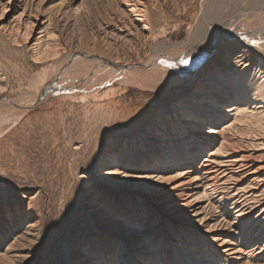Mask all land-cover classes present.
<instances>
[{
    "label": "bare ground",
    "instance_id": "6f19581e",
    "mask_svg": "<svg viewBox=\"0 0 264 264\" xmlns=\"http://www.w3.org/2000/svg\"><path fill=\"white\" fill-rule=\"evenodd\" d=\"M64 1L82 19L91 4L104 5L108 22L89 46L107 54L65 52L62 33L72 19L61 6L0 0V19L16 8L0 28V264L32 263V247L43 244L38 229L61 216L49 203L44 157L53 175L62 159L76 161L68 181L80 188L83 218L101 234L69 245L70 264H264V14L251 0L197 7L189 0L175 17L165 15L168 0ZM191 11L184 42L157 44L163 28ZM19 54L33 65L61 59L50 62L51 73L22 82L12 62ZM93 73L111 80L108 94H88L84 76ZM181 85L192 86L183 100H168ZM131 86L153 97L121 108L115 101ZM50 100L58 106L36 112ZM66 104L95 109L104 126L120 119L125 129L93 147L81 138L66 143L59 128ZM107 163L131 180L98 184L90 167Z\"/></svg>",
    "mask_w": 264,
    "mask_h": 264
},
{
    "label": "rangeland",
    "instance_id": "374dc122",
    "mask_svg": "<svg viewBox=\"0 0 264 264\" xmlns=\"http://www.w3.org/2000/svg\"><path fill=\"white\" fill-rule=\"evenodd\" d=\"M199 1L200 0L198 1L195 0L196 7L198 6ZM47 2H48V6H52V7L61 6L62 11H66V13H68V17H69L68 19L69 20L70 18L72 19L70 20L72 22L71 23L72 25H69V28H67L66 31L62 33L63 34L62 41L64 43L62 44L64 46H67L65 48V50L67 49L65 52L70 53L71 51V53H76L78 55H81V54L85 55L88 53H94V52L97 53L96 51L98 50L99 52H102L103 54H107L105 49L102 47L98 48L99 46H96V47L89 46L91 45V42H93V40L95 39V36L98 32L97 30L99 29V27L102 26L103 23H105L106 21L108 22V16L106 14L105 15L102 14V11H104V5H102L101 3H97V2L91 4L90 8L92 11L89 9L90 16H88L85 19H82L81 17L78 18L79 15H77V13L73 14L75 10V6L71 7L70 9V6H71L70 3H66L64 0H47ZM251 2H252V5H254L257 8V10H259V12L264 14V0H256V1L251 0ZM185 3L187 4L190 2L189 0H171V1L168 0L169 7L164 10L165 15L170 16V17H175L176 12L179 11L178 13H180L181 11L180 5H183ZM176 6L179 8L178 11L175 9ZM15 10H16L15 3H13L10 5L7 12L4 13L3 17L0 19V28L2 26L8 27L10 21L12 20L14 16ZM196 11L194 12L191 11L186 16H184L183 14L179 18L176 17L174 23L170 24L168 27H165L161 30L162 34L159 33L158 35L159 37L156 38L157 40L155 39L157 44H159L160 41H161L160 43H163L164 41L165 42L164 44H166L167 46H170L174 44L180 45L182 42H184L185 39L187 38V35L190 32L189 31L190 26L195 24L194 14L196 13ZM150 51L151 49L148 47L145 51L147 54L146 53L144 54L149 57L151 55ZM17 56L18 57L12 58L13 59L12 62L13 64H16V66L18 65V67H20L19 69L22 71V75L19 74V78L21 79L22 82H24L23 80L25 78H34L37 73L38 74H42L43 72L51 73L53 71L52 69L56 68V65H52V67L50 66L49 68L50 62L61 59V57L58 56L55 59L50 60V62L39 63V64L33 65V63L28 58H26L24 61V57L22 54H19ZM54 66L55 68H53ZM48 69H51V72ZM84 77L85 79L83 81V85L88 88L89 95L101 96L103 94H108L107 90L110 88L109 83L111 82L109 78L105 77L104 75H101V74L97 75L94 73L86 74V76ZM97 80L101 82L99 86L96 85ZM21 81H20V84L22 83ZM12 83H13L12 86L14 88L18 87L19 82L17 84V81L15 82V80H13ZM112 87L116 88L117 86L115 83H113ZM191 87H192L191 85L190 86L181 85V86L176 87V89L172 90L174 93H171L170 95H168V100L170 99L172 101L173 100L179 101L180 98L183 100L182 92L183 91L188 92L189 89H191ZM84 90L85 88H83V91ZM176 91H178L177 96H176V93H177ZM125 94L126 95H123L121 97L124 99H116L115 101V102L119 101L118 103H120L121 108L122 106L124 107V104L125 105L130 104L131 107L133 106L132 108L136 109L140 106V102H144L146 98L151 99L153 97L152 94L143 92L136 86L129 87L127 91L125 92ZM176 97L178 98L176 99ZM162 98H167V97L162 96ZM186 98L187 97L185 96L184 99L187 100ZM132 103L134 104L132 105ZM58 104L59 103L57 101L50 100L46 102V104L40 105L36 109V112L44 111V110L51 111L50 108L58 106ZM187 104L188 103H186V105ZM82 109L83 108L81 107V105L77 106V105H72V104H66V105H63V107L61 108L60 110L61 112L59 111L61 114L60 115L61 119H64V123L62 124L59 123L61 124V126L59 125V128L61 127L60 129L61 130L63 129V135L66 140V143L69 142L68 138H71V139L81 138L83 141H86V142L88 140L87 143L89 144V146L93 147V145H95V143L98 141L100 142L102 138L107 137V136L113 137L116 134H118L120 126H122V128L125 129L123 125H119L120 119L118 121H115L113 123L111 122L107 124L106 126H104L100 114L97 113L95 109L93 111L90 110V112L88 108L86 109V107H84L83 110ZM52 111L55 112L56 110H52ZM135 111L136 110L133 111V114L135 113ZM220 114L223 115V113H220ZM134 119L135 118H133L132 120ZM61 122H63V120H61ZM137 130L138 131L135 132V134L140 133V130L139 129ZM125 132L122 131L121 134L123 135ZM86 135L88 138L86 137ZM135 138L136 136H132L129 140L131 142H134ZM211 153H214V151L210 150L209 154ZM41 155L42 154L38 155L36 153H33V156L35 160L37 161L38 160L40 161L41 158L42 159L45 158V161L42 160L40 161L39 164L42 166L41 163L46 162L45 165L43 164V166L47 165V167H45L47 168L45 172L48 173L49 179H48V176H47V179L49 180L50 185L53 187L52 193H51L52 197L50 196L49 203H53V205H55L56 208H59L60 210L59 212H61V216L57 217V214L54 215V218H52L53 220L51 219L46 224L44 229L42 228L38 229V232L40 234L39 236L43 239L42 240L43 244L40 245L36 249V251H35L36 246L32 247L33 254L36 256H35L34 261L29 264H70L71 261H74L75 258H74V255L71 253H69L68 255H65L66 253L69 252V248H68L69 245L74 244L77 239H83L89 236L97 237L99 236L100 232H98V229H96L95 225H92L87 219L83 218L80 188L78 186L77 189H74V186H72L73 181H68V175H69L68 173L72 171V169L74 168L76 164L75 163L76 161L74 162V160L71 158H68L66 160L65 158L62 159V161L60 162L58 166L59 170L58 169L56 170L58 171L57 175L56 174L53 175L52 172L54 171V169L52 166H50L52 162L51 163L47 162L46 161L47 158L44 156H43L44 158L40 157ZM23 161L26 162L25 160ZM129 166L130 165L128 164V162H124L122 164V171L124 172L130 171ZM102 168L103 167H100V166L93 167L91 165L90 170H92V173L95 174V177L98 180L97 183L100 185H103L106 188H112L111 184L116 183L117 181H121L124 183L126 181L131 180V178H128V177L119 179L121 176H114L112 172L116 171V169L113 166L109 165V163H107V165H105L103 169ZM108 173H111V175H109ZM148 173L152 174V172H148ZM51 177H53V180H51ZM48 180H46L47 183H49ZM83 184L85 183L83 182ZM51 200L52 202H50ZM59 222L61 223L63 222L62 223L63 225L59 226ZM56 226H57V229H56ZM50 239H52V241ZM53 241H54V244H53ZM65 242H66V245L63 244ZM58 243L59 245H61V249H57L55 247V244H58ZM111 262H113L111 264H116L115 261H111Z\"/></svg>",
    "mask_w": 264,
    "mask_h": 264
},
{
    "label": "snow or ice",
    "instance_id": "6c2138e0",
    "mask_svg": "<svg viewBox=\"0 0 264 264\" xmlns=\"http://www.w3.org/2000/svg\"><path fill=\"white\" fill-rule=\"evenodd\" d=\"M5 11H7V9Z\"/></svg>",
    "mask_w": 264,
    "mask_h": 264
}]
</instances>
